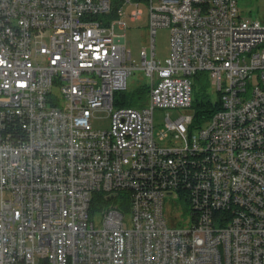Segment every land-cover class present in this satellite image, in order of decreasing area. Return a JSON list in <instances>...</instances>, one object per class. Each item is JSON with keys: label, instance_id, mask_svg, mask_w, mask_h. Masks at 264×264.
I'll use <instances>...</instances> for the list:
<instances>
[{"label": "built area", "instance_id": "2783aa9c", "mask_svg": "<svg viewBox=\"0 0 264 264\" xmlns=\"http://www.w3.org/2000/svg\"><path fill=\"white\" fill-rule=\"evenodd\" d=\"M142 5L137 63L126 18ZM137 70L147 104L115 106ZM200 72L221 109L191 131ZM157 108L185 111L159 138ZM168 196L194 225H169ZM0 264H264V23L238 0H0Z\"/></svg>", "mask_w": 264, "mask_h": 264}, {"label": "rangeland", "instance_id": "374dc122", "mask_svg": "<svg viewBox=\"0 0 264 264\" xmlns=\"http://www.w3.org/2000/svg\"><path fill=\"white\" fill-rule=\"evenodd\" d=\"M238 7L247 18L252 20H258L263 23L264 20V0H238ZM135 8L126 7V12H131ZM140 9L143 10L142 18L138 21H132L130 18H126L129 24V29L126 31L127 46L133 53V57L139 63V52L143 49H149V13L150 8L148 5H142ZM47 40V39H45ZM156 52L158 57L164 59L168 56L170 50V31L169 29L158 30L155 36ZM206 81L204 85H207L206 93L210 95L213 101L217 100L218 96L215 88L212 86L211 80L206 74ZM146 82L144 73L141 70L134 71L128 79V90L130 93L142 88ZM194 93V98L196 97ZM148 97L143 101V105L147 104ZM185 113L182 109H160L157 108L154 111V124L155 134L159 138V133L166 129L167 118L172 122L179 119ZM93 124L95 128L108 129L110 127V118L108 112H97L93 118ZM180 141L176 140L173 135L170 134L169 138L164 142H160L163 146L180 145ZM120 202V198L117 199ZM165 216L169 221V225L172 224L178 227H191L192 226V213L191 208L184 199L175 198L174 196H168L165 199ZM101 214H95L92 221L100 226Z\"/></svg>", "mask_w": 264, "mask_h": 264}, {"label": "trees", "instance_id": "16d2710c", "mask_svg": "<svg viewBox=\"0 0 264 264\" xmlns=\"http://www.w3.org/2000/svg\"><path fill=\"white\" fill-rule=\"evenodd\" d=\"M206 73L200 72L194 76V93L196 92V97L194 98L192 104V113H193V123L190 127L191 131L197 128L202 127L218 110L221 109V102L217 100L213 101L206 93L207 85H204L206 81ZM149 88L144 85L142 88L138 89L135 92H119L115 94V106H133V107H142L143 101L148 96ZM18 131H23L21 126H17ZM193 157L190 156L188 164H191ZM186 187V186H185ZM177 191L181 198H185L190 192L184 187H178ZM106 203V200L103 199L101 193H98L94 197L93 205L91 212L95 214L103 204ZM232 218V213L227 214V212L219 211L218 219L221 221H228ZM197 220L196 216L192 214V224L194 225Z\"/></svg>", "mask_w": 264, "mask_h": 264}, {"label": "crops", "instance_id": "0c3cea01", "mask_svg": "<svg viewBox=\"0 0 264 264\" xmlns=\"http://www.w3.org/2000/svg\"><path fill=\"white\" fill-rule=\"evenodd\" d=\"M261 22V21H260ZM263 23H264V20H263ZM145 76V75H144ZM146 78V77H145ZM144 85H146V86H148V88H149V85H148V82H147V79H146V82H145V84ZM149 90H150V88H149ZM125 92H129V90L127 89ZM148 96H149V91H148ZM147 96V97H148ZM144 106V105H143ZM142 106V107H143ZM133 107V106H132ZM135 108H137V107H135ZM138 108H141V107H138Z\"/></svg>", "mask_w": 264, "mask_h": 264}]
</instances>
